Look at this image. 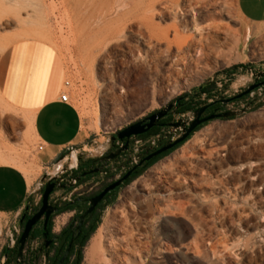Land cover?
<instances>
[{
	"label": "rangeland",
	"instance_id": "rangeland-1",
	"mask_svg": "<svg viewBox=\"0 0 264 264\" xmlns=\"http://www.w3.org/2000/svg\"><path fill=\"white\" fill-rule=\"evenodd\" d=\"M0 2L6 7L13 3ZM149 4L150 0H30L5 15L14 23H22H0V41L4 42L0 64L10 44L32 38L21 34L25 29L42 28L50 33L51 39L44 41L64 61L66 91L79 111L82 130L101 137L96 145L92 144V151H87L89 147L83 143L72 145L78 154H99L121 127L202 84L214 82L212 99H225L253 83L256 73H264V33H245L236 0H165L156 3L153 10ZM164 7L165 16L153 20L161 27L179 23V36L169 31L171 43L153 40L151 48L138 43L131 30L140 23L131 20L120 44L125 51L129 46L132 53L122 55L115 44L106 45L98 32L99 18L104 13L115 17L118 12L130 11L136 16H148ZM236 64L247 69L239 67L228 79L225 70ZM257 92L227 105L228 110L245 109L243 113L206 122L182 145L119 190L100 212L99 224L83 248L81 264H85L87 246L101 225L119 223L124 215L132 219L137 203L146 193L141 184L151 182V171L160 161L167 166L163 172H171L181 186L172 189L170 202H159L153 214L147 216L149 220L157 218L156 226L163 233L155 244L163 251L152 254V264H264V135L250 158L249 152L237 149L235 142L241 131L257 127L264 131V94ZM204 100L207 98L201 94L196 101ZM260 103L262 106L257 107ZM191 116L190 112L184 113L185 120ZM180 128L171 127L167 135H175ZM205 132L209 134L202 135ZM38 143L27 115L0 101V164H6L3 159L15 160L7 165L21 169L27 180L31 179L29 184L32 180L46 182L49 176L56 177L66 170V164L58 171L43 169L38 160L41 152L36 150ZM192 159L194 169L188 163ZM250 162L258 163L251 171L257 179L254 184L247 180ZM59 194L63 192L50 197L55 199ZM65 213L63 224L62 219L57 223V218L53 219V232L70 220L71 213ZM18 223L0 214V264L2 249L8 247L9 235ZM176 228L178 238L172 233Z\"/></svg>",
	"mask_w": 264,
	"mask_h": 264
},
{
	"label": "crops",
	"instance_id": "crops-1",
	"mask_svg": "<svg viewBox=\"0 0 264 264\" xmlns=\"http://www.w3.org/2000/svg\"><path fill=\"white\" fill-rule=\"evenodd\" d=\"M236 9L246 26L245 33L252 36L264 33V0H236ZM66 87V66L51 44L25 38L8 46L0 64V96L29 118L34 135L43 144L38 155L43 169H62L72 145L83 143L89 147L87 151H92V144L101 139L95 132L82 130L81 116L70 100H60L61 94L67 93ZM43 184L34 180L29 184L21 169L0 164V214L8 220L19 221L25 203L33 200L34 193L35 198L38 196V188L41 192ZM66 216L65 212L56 214V223L62 219L63 224Z\"/></svg>",
	"mask_w": 264,
	"mask_h": 264
},
{
	"label": "bare ground",
	"instance_id": "bare-ground-1",
	"mask_svg": "<svg viewBox=\"0 0 264 264\" xmlns=\"http://www.w3.org/2000/svg\"><path fill=\"white\" fill-rule=\"evenodd\" d=\"M28 1L30 0H12V5L8 7L0 2V23L4 25L13 24V21L5 17L6 13L12 10V8L20 6ZM160 1L165 0H150V10H153L154 5ZM136 4L133 6L135 7ZM132 13L130 11L128 13L118 12L115 17H108L107 12L102 14L99 18L100 26L98 32H100L102 40L106 45L115 44L116 48L122 55L132 53V49L129 48V46H127V51H125L122 48L123 45L120 44L126 38V36L123 35V32L127 29L129 23L131 24V20H136L140 23V26L136 30H131V35L138 43L149 48L152 47L153 40L157 42L166 41L171 43V40L168 39L170 30L174 32V37L181 34L179 23H174L169 27H161L159 23L154 22V17L162 18L165 16V7L157 13H151L148 16H136ZM17 22L20 24L22 23V20L16 21L14 24H18ZM21 34L41 40L51 39L50 33L45 30L43 31L42 28L25 29ZM3 44L4 42L0 41V48ZM0 101L3 102L1 98ZM208 134L209 132H205L202 135L207 136ZM262 134L264 135V131L261 132L260 127L241 131L237 139H235L237 149H244L249 152V158L254 157L251 152L258 147L257 144L261 141V138L263 137ZM195 141H199V139H195ZM181 157L183 158V156ZM10 160L12 163H16L15 160ZM72 160L74 162L77 161L75 153L72 154ZM11 162H9V160H2V163L6 164ZM209 162H211V160H209ZM188 163L191 165V168H195V165H192L193 159ZM61 164L62 162H60L59 165ZM257 164L258 163L256 162H250L248 166L247 180L250 184L256 183L255 181L257 179L252 177L251 171L252 167ZM165 167L167 166L164 161L157 163L154 166L155 170L151 171V182H144L141 184V189L146 193L142 194V199L137 203V212H134L131 215V220H128L127 216L124 215V218L119 223L106 222L98 228L97 232L90 239L85 251V264H152V254L162 253V248L155 247V244L159 243L163 236V233L159 231L156 226L157 218L149 220L147 216L153 214V211L157 209V204L159 202H170L172 189L176 187L180 188L181 186V182L177 178L174 179L171 172L168 174L163 172L164 170L162 169ZM156 174L159 175L157 176ZM28 180L31 182L30 178H28ZM133 208L134 206H132V209ZM160 211L163 212L161 209ZM172 233L177 238L179 237L178 228L172 230Z\"/></svg>",
	"mask_w": 264,
	"mask_h": 264
},
{
	"label": "flooded vegetation",
	"instance_id": "flooded-vegetation-1",
	"mask_svg": "<svg viewBox=\"0 0 264 264\" xmlns=\"http://www.w3.org/2000/svg\"><path fill=\"white\" fill-rule=\"evenodd\" d=\"M257 82H263V86H264V76L258 78ZM196 94H197V92L192 93L191 95H187L186 97H183L181 99H178L181 96L176 98L175 99L176 102H175L174 106L171 109H168L167 113L161 119H159L157 121V125L153 126L148 131H145L139 135L130 136L128 139L127 149L124 151H121L115 157L111 158L110 156H112L120 148V146H122L124 144V142L126 140V139L120 140L117 138L113 139V137L115 136V134L118 131L113 133V135L110 136V140H109V143L107 144V147L103 151H101L99 154H96V155L78 154L75 169H73L72 171L63 170V171H61V174L57 175L56 177H54L50 180L51 182H53L55 184L54 189H53L52 193L50 194V196L52 194L56 193L57 191H64L66 189H69L70 191L72 190L73 195L71 196V198L69 200H63V199L50 200V196H49V204H51L57 208H60L63 204H68V206L70 207L69 212L71 213L70 220L75 219L78 222L79 215L89 205V199H91L92 197H94L95 195L100 193L103 190V188H105L107 185H109L110 183L114 182L115 180H117L118 178L123 176L128 170H131V173L128 176V178L125 181H123L121 183V185H119L118 187H116L112 191H109L97 203L94 210L90 214L97 212L98 209L109 204L111 198L119 190H121L124 186H126L128 183H130L136 177H138L139 172L142 169H144V167L151 160L156 159V157L159 155L151 158L150 160H147V161L144 160L141 162V160L145 156H147L149 153H151L155 149H158V148L164 146L165 144H167L171 140V138H176L181 133V130H179L175 135L169 137L167 135L168 130L172 126L168 125V124L174 123V122L181 119L180 117L182 116V114L178 113V111H180V104L185 102V101H190V100L194 99ZM221 99H223V98H220V99L219 98L218 99L210 98V99L204 100L202 103H200V105L195 106L194 109L205 106L204 111L200 115V118H204V117L209 116L210 114L221 113V112L227 111L228 110L227 105L236 101V100H233V101H230L229 103L223 105L221 102ZM163 108L164 107H161V108H159L153 112L160 111ZM188 112L192 113L193 111H188ZM147 116H144V117L136 120L135 122L142 121V124H145L148 122V119L146 118ZM135 122H132V123H135ZM132 123H130L128 125H131ZM204 124L205 123L199 125L198 127L200 128ZM123 128L124 127H121L119 130H121ZM155 128L160 130L159 131L160 137H159L158 141L156 142V144L154 146H149V145L143 143L141 149L137 153L136 160L132 161V158L130 157V150H131V145H132L133 141L135 140V138L136 137L140 138V139L148 138V137H150V136H148L149 132ZM174 128H176V127H174ZM192 133H194V131ZM175 147H173V148H175ZM172 149H170L168 151H171ZM163 157H161V158H163ZM160 159H157L155 162H157ZM145 170H147V169H145ZM88 171H93V172H90V173L85 174L84 176H81L79 180H76L73 182V184H74L73 186L64 187V188L57 187V185L66 184L71 179L75 178L76 176H79L83 172H88ZM65 173H67L66 177H63L62 174H65ZM47 181L44 182L43 188H44L45 184L47 183ZM41 194H42V192H41ZM59 195H62V194H59ZM39 207H40V205H38L33 210H27V214L24 217L23 221L20 222V225L22 226L24 224V222L26 221V219L29 216L33 215L38 210ZM56 214H58V212L57 213L52 212L50 214L48 222L46 224H44L45 215L43 214L42 217L33 226L31 231H37L38 232L39 236L37 238L40 241V245L44 244V246L46 247V245H45L46 243H48V245H50L53 243L54 240H56L55 237L57 236V234L60 232L61 229L57 233H55V232H53V229L50 228V223H52ZM76 217H78V218H76ZM79 232H80V230H79ZM79 232L77 229V234H79Z\"/></svg>",
	"mask_w": 264,
	"mask_h": 264
},
{
	"label": "water",
	"instance_id": "water-1",
	"mask_svg": "<svg viewBox=\"0 0 264 264\" xmlns=\"http://www.w3.org/2000/svg\"><path fill=\"white\" fill-rule=\"evenodd\" d=\"M247 69V68H245ZM264 73L263 72H258L255 74V79L253 81V83L249 84L246 88H244L241 92L225 98V99H221L222 104H227L230 101L236 100L241 98L242 96H245L247 94H250L252 91H254L255 89L259 88L260 86H263V82H257V79L260 77H263ZM200 88L197 87L196 89ZM192 92L188 93L187 95H191ZM183 97V96H182ZM180 97V98H182ZM176 101L169 103L168 105H166L162 110L160 111H156L151 113L150 115H148L146 118L148 119V122L145 124H142V121H137L135 123H132L131 125H128L126 127H124L123 129L119 130L115 136L113 137V139L117 138L120 140L126 139L124 144L122 146H120V148L112 155L110 156L111 158L115 157L117 154H119L121 151H124L127 149V145H128V139L130 136H136L139 135L145 131H148L149 129H151L153 126L157 125V121L159 119H161L166 113L168 109H171ZM205 106L199 107L198 109L194 110L192 112V116L188 119V120H183L182 118L174 123H170L168 125H171L172 127H178L180 126V130L181 133L176 137V138H171V140L165 144L164 146L155 149L154 151H152L151 153H149L147 156H145L142 160H150L151 158L160 155L162 153H165L166 151L172 149L173 147H175L176 145L182 143L183 141H185L189 135L195 131V129L203 124L206 123L208 121L214 120V119H219V118H230V117H234L235 115L241 114L245 111V109H241L239 111H233V110H227L221 113H215V114H210L207 117L204 118H200L201 113L204 111ZM93 171H88V172H83L81 175L76 176L75 178H73L74 181L79 180L81 176H84L87 173H90ZM131 170H128L123 176H121L120 178H118L117 180H115L114 182L110 183L109 185H107L105 188H103V190L98 193L97 195H95L94 197H92L91 199H89V205L85 208V210L79 215L78 218V222L76 225V229H79L84 221V219L86 218L87 215H89L95 208V206L97 205V203L109 192L112 191L113 189H115L116 187H118L119 185H121V183L123 181H125L128 176L130 175ZM54 178L51 177L49 178V180L47 181V183L45 184L42 194H41V200H40V207L38 208V210L31 216H29L26 221L23 224L22 230L20 232L19 238L17 240L18 243V248H17V259L16 262L19 263L22 260V254H23V249L25 246V243L29 237V234L33 228V226L36 224V222L42 217V215H45V219H44V224H46L48 222L49 216L52 212H59V208L54 207L53 205L49 204V196L52 193L55 184L53 182H51L50 180ZM73 182L70 180L68 183L66 184H61V185H57V187L60 188H64V187H70L73 186ZM27 214V209H25L23 211V213L21 214L20 220L19 222H22L24 217ZM72 242H73V238L69 240L66 248L64 249L60 259L58 260L57 264H63V262L65 261V259L67 258L69 251L71 249L72 246ZM46 246H48V243L45 244Z\"/></svg>",
	"mask_w": 264,
	"mask_h": 264
},
{
	"label": "trees",
	"instance_id": "trees-1",
	"mask_svg": "<svg viewBox=\"0 0 264 264\" xmlns=\"http://www.w3.org/2000/svg\"><path fill=\"white\" fill-rule=\"evenodd\" d=\"M239 67H241L243 69L247 68L244 65L236 64V65H233V66H231V67H229L228 69L225 70L224 73H225L226 76H229L228 79H232V75L235 73V71ZM214 90H215V83L214 82H209V83L202 84L200 86V88H198V89L195 88L194 90H192V93H196L197 92L195 98L190 100V101H185V102L181 103L180 104V111H178V113L183 114V113H186L188 111L196 110V109H194V107L198 106V105H200V103H202V102H197L196 101L197 98L201 94H205V97L207 99H210V98H212L214 96V94H213ZM186 96H187V94L183 95V97H186ZM246 96H248V94L245 95V96H242L239 99H236V101L240 100V99H243ZM178 99H181V98L179 97ZM260 106H262L261 103L257 104V107H260ZM198 129H199V127L196 128V130H198ZM159 131H160L159 129L155 128V129H153L152 131L149 132L148 136H154V135L158 134ZM192 134L193 133H191L190 136ZM185 141H183L182 143L178 144L171 151H173L174 149L178 148ZM171 151H166L165 153H162L159 156H157L156 159L151 160L144 167V169H142L139 172V175L141 173H143L145 169H148L151 165H153V163L157 159H160L161 157L168 155ZM42 191L43 190H41V192ZM114 198H115V195L111 198L110 202ZM38 205H40V202H39ZM102 209H103V207L98 209L97 212L89 214L84 219V221H83V223H82V225H81V227L79 229L80 230L79 234H77V229H76L77 221L75 219H71L61 228L60 232L55 237L56 240H54L52 244H50V245H48L46 247L44 246V244H41L40 247H39V250L37 252H35V253H27L26 255L23 254L21 262L17 263L16 262V259H17V248H18L17 240L19 238V235H20L19 234L18 237L16 238L15 246L13 248L4 247L2 249V252H3L2 255L5 256V260H4V262L2 264H38V261L41 260L42 257H44V264H57L58 260L60 259L61 255H62V253L64 251V249L66 248L69 240L72 239V238H73V242H72L71 249L69 251V254H68L67 258L63 262V264H81L82 263V259H83V248H84L86 242L88 241L89 237L96 230V228H97V226L99 224L100 212L102 211ZM69 210H70V207L68 206V204H63L59 208L58 214L67 212ZM76 218H78V217H76ZM19 224H20V222H19ZM22 227H23V225L21 226V228ZM50 228H52V223H50ZM38 236H39V234H38L37 231H31L26 243L29 240H31L33 238H36ZM26 243H25V246H26Z\"/></svg>",
	"mask_w": 264,
	"mask_h": 264
},
{
	"label": "built area",
	"instance_id": "built-area-1",
	"mask_svg": "<svg viewBox=\"0 0 264 264\" xmlns=\"http://www.w3.org/2000/svg\"><path fill=\"white\" fill-rule=\"evenodd\" d=\"M255 90L258 91L257 93L259 95L264 94V86H260L259 88L255 89ZM254 91H252L250 94L252 95L254 93ZM202 96L205 97V94H202ZM60 100L62 102H68L69 101L68 93L63 92L60 96ZM181 118L183 120L185 119L184 114H182ZM159 137H160L159 133L154 135V136H150L148 138H145V139H140V138L136 137L135 140L133 141L132 145H131V150H130V157L132 158V161L136 160L137 153L141 149L143 143H145L149 146H154L156 144V142L158 141ZM36 150H37V152H41L43 150V144L38 143ZM73 153H75V158L77 160L78 153L76 152L75 149H73V147H70L69 152L65 158L66 160L64 162V164H66L65 169L67 171H72L73 169L76 168V161L74 162L72 160V154ZM71 181L74 182L73 179H71ZM72 195H73V191L71 190V191H68L67 193H64L62 195H57L55 199L56 200H58V199L69 200ZM40 200H41V195H38L32 201L26 202L25 203V209L33 210L34 208H36L38 206ZM20 230H21V228H20L19 223L13 226V233H10L9 238H8V248H13L15 246L16 238L20 234ZM39 247H40L39 239L37 237L33 238L26 243L24 253L25 252L35 253L39 250ZM4 260H5V257L2 258V262H4ZM42 264H44V257H42Z\"/></svg>",
	"mask_w": 264,
	"mask_h": 264
}]
</instances>
